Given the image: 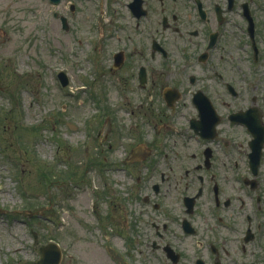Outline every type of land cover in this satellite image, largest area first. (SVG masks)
Returning <instances> with one entry per match:
<instances>
[{
	"label": "flooded vegetation",
	"instance_id": "flooded-vegetation-1",
	"mask_svg": "<svg viewBox=\"0 0 264 264\" xmlns=\"http://www.w3.org/2000/svg\"><path fill=\"white\" fill-rule=\"evenodd\" d=\"M37 1L83 27V141L111 172L82 264H264V0Z\"/></svg>",
	"mask_w": 264,
	"mask_h": 264
},
{
	"label": "rangeland",
	"instance_id": "rangeland-1",
	"mask_svg": "<svg viewBox=\"0 0 264 264\" xmlns=\"http://www.w3.org/2000/svg\"><path fill=\"white\" fill-rule=\"evenodd\" d=\"M38 5L0 0V264H33V233L37 242L56 240L65 261L73 255L82 264L90 205L111 172L92 171L83 141L93 112L82 78L72 77L83 72L75 66L83 27L73 28L71 17L65 30Z\"/></svg>",
	"mask_w": 264,
	"mask_h": 264
},
{
	"label": "water",
	"instance_id": "water-1",
	"mask_svg": "<svg viewBox=\"0 0 264 264\" xmlns=\"http://www.w3.org/2000/svg\"><path fill=\"white\" fill-rule=\"evenodd\" d=\"M57 76L62 84L66 86L69 83V78L66 73L60 70ZM38 253V259L35 264H58L61 256L60 247L57 242L50 240L47 243H40L35 248Z\"/></svg>",
	"mask_w": 264,
	"mask_h": 264
}]
</instances>
